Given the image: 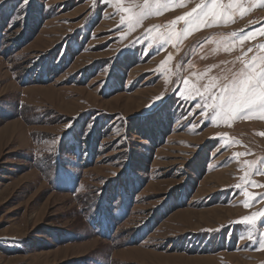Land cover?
Returning a JSON list of instances; mask_svg holds the SVG:
<instances>
[{"label": "rangeland", "instance_id": "rangeland-1", "mask_svg": "<svg viewBox=\"0 0 264 264\" xmlns=\"http://www.w3.org/2000/svg\"><path fill=\"white\" fill-rule=\"evenodd\" d=\"M208 2L0 14V264H264V117L178 99L264 54V0L168 42Z\"/></svg>", "mask_w": 264, "mask_h": 264}, {"label": "snow or ice", "instance_id": "snow-or-ice-1", "mask_svg": "<svg viewBox=\"0 0 264 264\" xmlns=\"http://www.w3.org/2000/svg\"><path fill=\"white\" fill-rule=\"evenodd\" d=\"M31 0H0V14L4 12L11 13L17 9H23L29 5ZM105 3H110L111 0H104ZM120 3V0H116ZM182 2V0H181ZM145 8H148V0H145ZM232 5L228 4L224 6L222 0H209L208 3L198 5L197 8H193L192 11L186 16L178 17V20L184 21L187 28L183 33H177L170 31L167 34L168 42H171L174 38L178 39L180 35H186L191 29H198L201 26H210L217 19H223L228 16ZM123 11H130L129 9H123ZM19 19L18 16L12 17V22ZM131 20L132 18L129 17ZM235 35V33H233ZM241 39H248L246 36H242ZM259 49L264 51V44L258 46ZM227 51H231V48L226 46ZM253 49L249 48L248 52H252ZM171 60V56L168 57ZM243 66L236 71H231L230 76H224L219 78L213 77L212 81L206 84L201 90L195 84H190L189 80H184V91L178 90V99L183 103L184 101H193L192 107L199 109L200 115L211 109V120H230L240 118L243 114L260 113L264 117V54L254 55L250 60H243ZM206 75V74H205ZM191 94H185V93ZM163 99V97H158ZM189 113L195 116L197 113H193L191 108ZM239 155H243L238 153ZM248 164V161H245ZM251 183V181H249ZM236 188H241L240 184L236 185ZM245 196L251 197V194L245 191ZM248 201H245V205ZM255 215H264V213H257ZM254 216L244 217V221L252 223Z\"/></svg>", "mask_w": 264, "mask_h": 264}]
</instances>
